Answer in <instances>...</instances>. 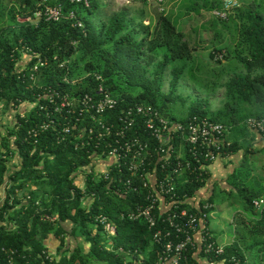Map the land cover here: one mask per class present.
Returning <instances> with one entry per match:
<instances>
[{"label": "trees", "instance_id": "obj_1", "mask_svg": "<svg viewBox=\"0 0 264 264\" xmlns=\"http://www.w3.org/2000/svg\"><path fill=\"white\" fill-rule=\"evenodd\" d=\"M20 1L18 12L11 8L6 14L3 0H0V101L14 110L23 103L32 104L28 110L24 108L23 113H15V122L8 134L0 137V190H4L0 199V264H92L91 260L101 264H122L124 253L118 252L119 247L125 251L137 250V256H148L147 262L154 260L156 255L157 245L151 242L152 230L148 224L126 216V212L144 201L140 198L141 188L137 192L129 190L125 193L122 192L125 188L123 181L115 183L118 176L123 180L128 176L126 170L122 174L112 170L109 179L98 181L93 180V172L87 173L82 189L74 180L78 177L77 169L90 163L88 146L75 148V142L70 141L72 136L59 142L53 128L40 132L36 143L27 138L28 129L47 119L42 107L49 104L44 97L47 93L45 87L51 86L72 95L94 91L91 77L76 84L64 82V75L72 79L76 76V69L69 64L72 71L66 73V69L58 67L52 59L54 55L59 60L69 57L85 59L83 71L77 74L88 71L101 74L107 89L118 96L120 106L137 102L157 109L173 121L183 122L196 115L221 123L225 127L223 137L226 144L221 147L220 157L242 152L240 166L228 176L227 182L242 197L243 213L247 216L259 213L252 206V199L264 193V174L250 182V168L247 167V171L245 168L249 162L245 146L249 133L247 118L264 112V13L256 9L255 1L240 0V6L227 17L214 16L211 21L213 25L221 24L227 28L231 27L228 22L232 21L238 37L235 51L230 52L229 45L221 43L214 44L208 52L210 62L221 63L226 59L235 63L233 73L220 83L224 88L222 105L212 110L207 98L190 94L181 102L187 106L185 114L180 117L167 114L165 106L179 100L181 96L177 90L183 81L201 84L203 79L205 91L212 90L213 83L202 78L200 64L195 65L192 42L178 29L176 21L162 12L163 9L156 21L150 19L144 23L143 15L137 16L136 22L123 11L106 16L99 12L97 0H91L88 8L61 0L64 12L73 9L83 21V28H78L66 18L56 22L40 19L36 25L19 21L17 14L24 12L22 16H25L31 13L36 3V0ZM202 7L211 12L215 8L221 9L222 2L202 0ZM190 9L199 12L194 6ZM84 11L86 16L82 14ZM73 40L76 44L72 43ZM27 49L49 59L33 83L23 75L25 71L21 70L19 63L22 51ZM216 53H223V60H215ZM34 62L30 59L28 65ZM166 76L168 92L162 89ZM117 114V111H111L106 117L114 123ZM82 124L90 125L86 121ZM138 131L142 137V129ZM148 139L151 146L156 144L153 137ZM174 143L179 147L177 138ZM103 147L104 144L99 146ZM12 152L18 155L14 168L8 166ZM170 160L173 164V153ZM192 162L201 163L194 159ZM150 163L154 164L153 160ZM205 163L210 165L212 162ZM189 176L193 180L177 185L176 190L183 188L190 196H197L209 174L207 172L198 179ZM117 187L122 191H116ZM25 190L27 194H17V191ZM202 200L214 202L212 196ZM46 214H55L56 220L45 219ZM98 214L106 215L115 224L114 235L107 237L101 234L102 225L95 220ZM259 216L261 219L257 222L247 223L245 218L236 215L237 228L233 240L222 245L221 254L215 255L214 251L206 254V261L210 264H264V217ZM66 223L71 225L70 233L66 231ZM209 233L211 238L208 241L213 240L215 246L218 245L210 229ZM67 235L89 242L88 251L82 250V244L71 247L66 240ZM51 237L60 245V257L56 262L45 260L42 254V250L51 248L46 242ZM202 256L201 251L199 254L190 251L180 264H200Z\"/></svg>", "mask_w": 264, "mask_h": 264}, {"label": "built area", "instance_id": "obj_2", "mask_svg": "<svg viewBox=\"0 0 264 264\" xmlns=\"http://www.w3.org/2000/svg\"><path fill=\"white\" fill-rule=\"evenodd\" d=\"M157 1L163 3L165 0ZM68 2L84 8L91 4V0ZM221 2V9L211 10L215 17L225 18L234 8L240 6V0ZM19 17L23 19L20 20ZM63 18L69 19L72 26L83 28V21L75 10L64 12L61 0H36L31 13L17 16L19 21L32 22L35 25L40 19L56 22ZM72 43L76 44V41L73 40ZM22 52L25 62L21 70L25 71L23 75L28 76L33 83L41 68L48 65L46 63L49 59L29 49ZM30 59L35 60L32 65H28ZM52 59L57 62L58 67L65 68L66 73L72 71L69 66L71 57L59 60L54 55ZM214 59L223 60V53H216ZM86 77H91L94 81L93 92L84 91L72 95L51 86L45 87L47 93H44V97L49 104L42 107L46 111L47 119L28 129L27 138L36 143L40 132L53 128L59 142L69 140V136H72L70 141L75 142V148L88 146L90 163L77 169L78 177L74 180L82 189L87 173L93 172V180L98 181L101 178L109 179L112 170L117 174H122L124 170L128 172L124 180L120 176L115 179V183L123 181L125 188L122 192H137L141 188L140 198L144 200L143 203L136 204L126 212V216L131 220H144L148 224L152 230L151 242L157 245L156 255L154 260L147 262L148 256H137V250L125 251L119 247L118 252L124 253L122 264H180L190 251L197 254L201 251L204 260L207 259L206 254L212 251L215 255L221 254L223 246H215L213 240L208 241L211 238L208 220L213 203L203 202L195 194L190 196L183 188L177 191L176 187L187 181L191 182L193 179H189V175L196 179L204 177L209 166L205 162H214L220 157L221 147L226 144L223 137L225 127L207 116L194 115L179 122L170 120L151 106L137 102L120 106L118 96L107 89L103 76L94 71L72 79L64 75L63 81L76 84ZM26 104L28 109L32 106L28 102ZM111 111L118 113L114 123L109 122L106 117ZM84 121L90 125L82 124ZM246 123L249 129L264 135V112L247 118ZM139 129H142V137L139 136ZM151 137L156 140L153 146L148 142ZM175 138L180 141L179 147H175ZM101 144H104L103 148H99ZM172 153L173 164L170 160ZM192 159L201 163L193 164ZM152 160L154 164L150 163ZM116 191L121 192L120 187ZM252 206L264 217V193L252 199ZM56 217L55 214L44 215L49 221H55ZM95 220L102 225L103 233L107 237L116 233L115 224L106 215L98 214ZM42 254L49 262H56L60 257L51 248L42 250Z\"/></svg>", "mask_w": 264, "mask_h": 264}, {"label": "rangeland", "instance_id": "obj_3", "mask_svg": "<svg viewBox=\"0 0 264 264\" xmlns=\"http://www.w3.org/2000/svg\"><path fill=\"white\" fill-rule=\"evenodd\" d=\"M98 1V10L103 12L106 16L111 14L123 11L127 13L129 18L135 19L137 22V16L143 15L144 23L156 21L159 11L161 8L162 12L171 16L172 20H175L177 23L178 29L184 32L186 38L192 42L195 49V65L200 64L201 66V76L207 80L212 81L213 89L205 91L203 89L204 81L201 80V84L195 83L190 80H185L178 88L177 93L180 94L179 100H175L173 103H168L165 106V112L167 114H174L178 117L185 114L187 103L181 105L182 100L187 95H195L198 97L207 98L210 104V108L215 110L216 108L222 105L224 98V88L220 85L223 82L227 75L229 76L235 70V63L231 61H222L221 63L210 62L208 58V52L212 49L214 44L227 43L229 45L230 52L237 47L236 41L238 37L236 36L237 32L234 30L236 28L230 21V28L224 27L225 25L212 24V19L214 15L210 11H206L202 7V0H165L163 3H159L157 0H147L146 2H140L138 0H97ZM255 1L257 4L256 9L264 13V0H250ZM195 2V3H194ZM5 6L4 12L7 14L9 10L13 8L14 10L20 9L21 1L20 0H3ZM191 6H194L199 9V12H196L193 9H190ZM23 8L25 5L22 6ZM24 12H19L18 16H21ZM83 16H86L87 13L84 11ZM23 19V17H19ZM234 19H238L234 17ZM239 20V19H238ZM137 29V28H136ZM198 30V31H195ZM218 30V32H217ZM240 48V47H239ZM234 54V53H232ZM24 59L22 54L20 57L21 60ZM25 60V59H24ZM85 59L76 60L71 58V64L76 69L75 77L83 76V73L77 74L84 69ZM184 80V79H183ZM164 92H168V76L164 78V84L162 87ZM186 99V98H185ZM29 107V106H28ZM24 107L18 106L15 110L11 106H5L3 102L0 101V137L8 134V130L12 127L15 122V113H23ZM28 110V109H27ZM251 139V134L248 133ZM245 146L248 149L247 161L248 164L245 166L246 171L247 167L250 168V182L254 181V178L257 179L261 174H264L263 160H264V147L259 149L256 144H253L251 140L245 141ZM253 151V152H252ZM236 156V155H235ZM236 157H234L235 160ZM242 158V154H241ZM8 166L14 168L18 162V155L14 152L9 155ZM242 159H238L236 162L237 167L240 166ZM236 167V170H237ZM235 169V168H234ZM235 170V171H236ZM244 175V174H242ZM243 178V177H242ZM236 190V188L234 187ZM28 191H17L19 196L27 194ZM237 192V191H236ZM4 196V190H0V199ZM231 196V197H230ZM229 198V199H228ZM228 199V200H227ZM214 209L212 210L211 216L209 218V224L214 226V231L212 232L215 239L219 243H228L234 236L233 224L231 218L238 214L237 210H241L243 200L241 196H238L234 191L230 195L223 196L222 193L217 191L213 194ZM256 215V214H255ZM101 234H104L101 231ZM106 239V238H105ZM108 242V241H106ZM85 243V242H84ZM89 246V242H86ZM84 247H82V250ZM58 251L57 249H55ZM60 252V249H59ZM92 264H101V262L96 260H91ZM104 262H102L103 264ZM106 264V263H105Z\"/></svg>", "mask_w": 264, "mask_h": 264}, {"label": "crops", "instance_id": "obj_4", "mask_svg": "<svg viewBox=\"0 0 264 264\" xmlns=\"http://www.w3.org/2000/svg\"><path fill=\"white\" fill-rule=\"evenodd\" d=\"M24 62H25L24 59H23V61L21 60V63L19 62L21 64V67L23 66ZM20 106H23L25 109H28V107H27L28 105L25 103L21 104ZM248 130H249V133L251 134L252 139L249 136H246L247 139L251 140V142L253 144H256L259 147V149L263 148L264 147V135H261L258 132H256L255 130H251L249 128H248ZM241 154H242V152L238 151L236 153L228 154L227 156H224V157H219L217 160L212 162L208 166V174H209L208 180L205 183V185L197 191V197H199V198H204V197H209V196L213 197V194L216 193L217 191L222 193L224 197L226 195H230L231 192H233V191L235 193H237L238 196H240L239 193L236 192L234 187L227 182V178L233 171L236 170V167H237L236 162H238V159H241ZM234 157H236L235 160H234ZM263 163H264V160H263ZM81 180L79 179V181H81ZM213 207H214V202H213ZM237 212H238L237 215L245 218L247 223H250V222L255 223L259 219H261V217L259 216L260 215L259 213L256 215H253V216H247L245 213L242 212V210H237ZM236 219H237L236 215L231 218L234 233H235V229L237 228ZM65 226H66V231L69 232L71 230V225L69 223H66ZM210 230L212 232L214 231V226H212V224L210 225ZM212 235H213V233H212ZM66 240L68 241V244H70L71 247L82 244V247H84L83 251L84 252L88 251L89 246L84 245L87 243L86 242L84 243V241H81L80 238H73V237H69V235H67ZM232 240H233V238L228 243H230ZM215 241L217 242L216 239H215ZM46 242L49 245V247H51L52 249H54V250L60 249L59 242L55 238H53V237L48 238ZM217 243L220 245L228 244V243H219V242H217ZM58 253H59V251H58ZM199 262H200V264H210L206 260L201 259V258L199 259Z\"/></svg>", "mask_w": 264, "mask_h": 264}]
</instances>
